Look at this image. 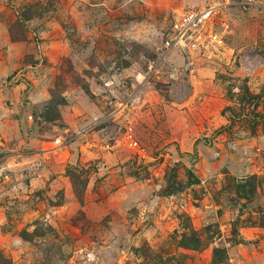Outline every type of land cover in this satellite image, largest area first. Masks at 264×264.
<instances>
[{"label":"rangeland","instance_id":"1","mask_svg":"<svg viewBox=\"0 0 264 264\" xmlns=\"http://www.w3.org/2000/svg\"><path fill=\"white\" fill-rule=\"evenodd\" d=\"M0 0V264H264V0ZM215 6L223 45L164 48Z\"/></svg>","mask_w":264,"mask_h":264},{"label":"built area","instance_id":"2","mask_svg":"<svg viewBox=\"0 0 264 264\" xmlns=\"http://www.w3.org/2000/svg\"><path fill=\"white\" fill-rule=\"evenodd\" d=\"M246 0L245 2H252ZM215 6L190 9L175 19L166 34L164 48H182L187 52H210L223 45L221 32L217 29Z\"/></svg>","mask_w":264,"mask_h":264}]
</instances>
